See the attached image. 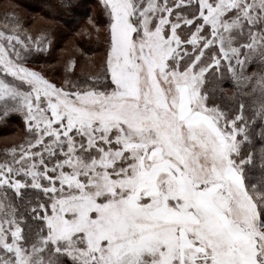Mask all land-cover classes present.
Returning a JSON list of instances; mask_svg holds the SVG:
<instances>
[{
  "label": "snow or ice",
  "instance_id": "obj_1",
  "mask_svg": "<svg viewBox=\"0 0 264 264\" xmlns=\"http://www.w3.org/2000/svg\"><path fill=\"white\" fill-rule=\"evenodd\" d=\"M102 5L106 25L89 24L106 53L86 82L75 57L59 85L28 66L48 30L0 24V99L22 97L28 133L0 160V264H264V196L234 159L244 106L226 115L199 87L242 63L234 28L264 41V0Z\"/></svg>",
  "mask_w": 264,
  "mask_h": 264
},
{
  "label": "trees",
  "instance_id": "obj_2",
  "mask_svg": "<svg viewBox=\"0 0 264 264\" xmlns=\"http://www.w3.org/2000/svg\"><path fill=\"white\" fill-rule=\"evenodd\" d=\"M8 1L14 5L0 9V20L6 18V15L19 13L22 17L23 27H28L32 25L37 15H42L66 28L60 33H57L58 26L56 24L48 29L36 30L34 28L33 32L37 34L48 30L52 45L48 52L34 54L30 63L42 66L48 76L50 75L60 83L65 76L64 65L72 57H75L78 62V67L72 74L74 80L86 82L90 75L100 72L107 47L106 32L101 31L98 34L89 24V21L94 17L98 27L107 23V17L100 14L99 9L103 6L99 0H0V4ZM21 9L26 12L25 15L21 13ZM241 27L244 32L235 30L237 33L231 34L230 37L232 40L235 39L233 47L238 46L243 49V54L239 56L242 63L234 61L232 68L223 66L215 72L208 73L204 77L206 84L203 93L207 106L219 109L226 115L235 113L240 105L244 106V123L241 124L242 131L236 144L234 159L240 161L238 169L246 189L257 196H264V116L252 115L244 102H240L239 105L229 102L223 91L234 86V71L241 75L264 71V56L255 55V45L249 46V28L244 24ZM71 33L79 35L76 47L80 51V56L73 54L65 57L63 65H60L61 55L57 51L62 48L63 44L60 46V43H64ZM97 55H99V63L95 59ZM82 62H85V65L88 63L89 69H83ZM222 73H226V75L224 76ZM209 82L218 83L220 87L209 88ZM26 135V124L21 115L10 112L4 114L0 111V160L5 158L6 149L22 143ZM63 263L70 264L68 260H64Z\"/></svg>",
  "mask_w": 264,
  "mask_h": 264
},
{
  "label": "rangeland",
  "instance_id": "obj_3",
  "mask_svg": "<svg viewBox=\"0 0 264 264\" xmlns=\"http://www.w3.org/2000/svg\"><path fill=\"white\" fill-rule=\"evenodd\" d=\"M100 1V3L102 4V0H99ZM13 6L14 4L12 3V2H10V1H8V2H5V3H3V4H0V9H3V8H8V7H10V6ZM103 6V5H102ZM21 13L23 14V15H25V11L24 10H22L21 9ZM5 22V18H3V19H1L0 20V24H3ZM56 23H54L53 21H51V20H49V19H47V18H45L44 16H42V15H37V17H36V19H35V21L32 23V25H29L28 27H24L25 29H27L30 33L31 32H33V30H35L34 28H36V30L37 29H48V28H50L51 26H54ZM58 27H57V30H58V32L57 33H60V32H62V31H65L66 30V28H65V26L64 25H62V24H59V23H57L56 24ZM242 25H240V26H237L236 28H234L233 29V31L231 32V34H234L235 32L237 33V31H235V30H240L239 32H244L243 30H242V27H241ZM257 28L258 29H264V23H259L258 25H257ZM253 31H255V29L253 30ZM249 33V32H248ZM33 36H36V35H38L37 33H31ZM230 34V35H231ZM236 35V34H235ZM249 38H250V36H249ZM243 39V38H242ZM77 40H79V35H78V33L77 34H73V33H71V34H69L68 35V37L66 38V41L64 42V43H60V46L62 47V48H60V50L59 51H57V53H59L61 56V60H60V65H63V63H64V58L66 57H68V56H71V55H77V56H80V51H79V49H77V47H76V41ZM234 41H235V39H233L232 40V38L230 37V39H229V44L232 46L233 45V43H234ZM57 44H58V42H57ZM37 53H39V52H30V53H27L26 54V56H25V59L27 60V62H28V66L29 67H33V68H35L36 70H42L43 72H44V69L42 68V66H40V65H38V64H32V63H30V59L33 57V55L34 54H37ZM254 53H255V55L257 56V55H262V56H264V41H262V42H257L256 44H255V46H254ZM98 54V53H97ZM98 56L99 55H97V57L95 58L96 59V62H98L99 63V59H98ZM63 61V62H62ZM88 64V63H87ZM85 65V62H82L81 63V67L83 68V69H89V65ZM45 73V72H44ZM46 74V73H45ZM47 75V74H46ZM222 75H226V73H222ZM48 76V75H47ZM219 76H220V73H219ZM49 77H50V75H49ZM52 80H53V82H55V83H57L58 85L60 84V82L58 81V80H56L55 78H52V77H50ZM205 84H206V81H205V79H203V81H202V83L199 85V87H200V91H201V95H202V97H203V99H204V102H205V95H204V93H203V89H204V87H205ZM21 91H28L29 90V87L30 86H28V85H26V84H21ZM206 103V102H205ZM0 111L2 112V113H4V114H7V113H16V114H19V115H21V117L24 119V121H25V124H26V120H27V116H26V113H25V111H24V105H23V99H22V97L21 96H19V95H15V96H7V97H4V98H2V99H0ZM27 135H28V133H27ZM27 135H26V137H27ZM25 140V139H24ZM24 142V141H23ZM52 257H53V264H64L63 263V261L64 260H68L69 262H70V264H74V260L70 257V256H68V255H61V256H59V257H55V253H53L52 254ZM144 258L145 259H147V260H152L154 257L151 255V254H149V253H145L144 254Z\"/></svg>",
  "mask_w": 264,
  "mask_h": 264
},
{
  "label": "clouds",
  "instance_id": "obj_4",
  "mask_svg": "<svg viewBox=\"0 0 264 264\" xmlns=\"http://www.w3.org/2000/svg\"><path fill=\"white\" fill-rule=\"evenodd\" d=\"M233 79L234 86L223 90L227 100L237 105L244 102L252 115L264 116V71H254L247 75L234 71ZM208 87H220V85L209 82Z\"/></svg>",
  "mask_w": 264,
  "mask_h": 264
},
{
  "label": "crops",
  "instance_id": "obj_5",
  "mask_svg": "<svg viewBox=\"0 0 264 264\" xmlns=\"http://www.w3.org/2000/svg\"><path fill=\"white\" fill-rule=\"evenodd\" d=\"M241 175V174H240Z\"/></svg>",
  "mask_w": 264,
  "mask_h": 264
}]
</instances>
